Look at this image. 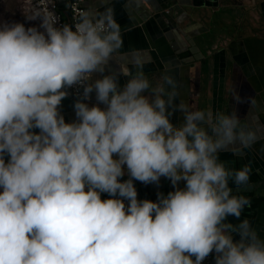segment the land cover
<instances>
[{
	"label": "clouds",
	"instance_id": "9594fccd",
	"mask_svg": "<svg viewBox=\"0 0 264 264\" xmlns=\"http://www.w3.org/2000/svg\"><path fill=\"white\" fill-rule=\"evenodd\" d=\"M36 18L42 31L0 24V264H201L213 250L215 264H264V239L249 220L225 221L249 205L229 178L246 184L250 169L218 160L229 145L241 154L257 130L235 111L213 117L174 103L176 81L166 75L152 87L138 62L123 86L114 74L86 83L122 43L110 8L85 9L71 25ZM74 84L83 100L66 122L57 106ZM93 90L99 103L89 106ZM233 99L242 102L235 91ZM161 176L184 187L138 200L133 180Z\"/></svg>",
	"mask_w": 264,
	"mask_h": 264
},
{
	"label": "crops",
	"instance_id": "0c3cea01",
	"mask_svg": "<svg viewBox=\"0 0 264 264\" xmlns=\"http://www.w3.org/2000/svg\"><path fill=\"white\" fill-rule=\"evenodd\" d=\"M57 2L70 24L68 1ZM84 7L92 12L110 8L122 39L105 71L94 72L88 83L114 74L118 86H123L136 73L138 62L150 86L163 85L166 75L176 81L174 103L211 111L213 117L217 112L235 111L243 123L257 130L256 141L241 154H235L234 146L229 145L218 153V160L233 172L244 165L250 169L246 184L236 185L229 178L232 194L246 196L249 205L240 217L228 215L225 221L238 224L247 218L264 239V0H85ZM121 68L128 71L127 76L121 74ZM234 91L242 102L233 99ZM89 95L85 103H99L95 90ZM78 99L83 100L67 92L57 106L66 122L77 119L73 105ZM182 119L178 110L172 112L173 124ZM4 159L7 162L8 156ZM119 179H129L127 171ZM133 183L138 200L156 201L158 193L167 195L176 187L183 188L185 182L173 186L170 178L161 176L158 182L145 184L134 179ZM100 195L102 200L111 198L106 192ZM233 239L240 237L234 233Z\"/></svg>",
	"mask_w": 264,
	"mask_h": 264
},
{
	"label": "built area",
	"instance_id": "2783aa9c",
	"mask_svg": "<svg viewBox=\"0 0 264 264\" xmlns=\"http://www.w3.org/2000/svg\"><path fill=\"white\" fill-rule=\"evenodd\" d=\"M66 1H68V5H69L70 25H71L74 21V18H78L79 13L81 11H85V7H84L85 0H66ZM26 9L28 12H31L35 15L38 14L37 16L43 17L45 13L51 15L52 17L56 19L57 26L66 23L60 11L57 0H30L28 2ZM86 83H88V81H86ZM66 89L68 90V92L71 94L72 97L83 98L82 96L83 86L82 85L74 84L72 86L67 87ZM89 99H90V95L87 101H89ZM120 180L123 181L124 179H120ZM100 196L102 199L103 196L102 195ZM121 199H124L125 205L128 204L127 199L125 198H121ZM215 256H216V253L213 250L201 261V264H215ZM192 258L195 259L194 256Z\"/></svg>",
	"mask_w": 264,
	"mask_h": 264
},
{
	"label": "rangeland",
	"instance_id": "374dc122",
	"mask_svg": "<svg viewBox=\"0 0 264 264\" xmlns=\"http://www.w3.org/2000/svg\"><path fill=\"white\" fill-rule=\"evenodd\" d=\"M26 0H0V24L3 23H23L25 27H37L38 30L41 22L36 17H33L34 14L28 13L24 10L23 6L25 5ZM25 16V17H24Z\"/></svg>",
	"mask_w": 264,
	"mask_h": 264
},
{
	"label": "trees",
	"instance_id": "16d2710c",
	"mask_svg": "<svg viewBox=\"0 0 264 264\" xmlns=\"http://www.w3.org/2000/svg\"><path fill=\"white\" fill-rule=\"evenodd\" d=\"M25 17V16H24ZM41 22V21H40ZM43 30V29H42Z\"/></svg>",
	"mask_w": 264,
	"mask_h": 264
}]
</instances>
